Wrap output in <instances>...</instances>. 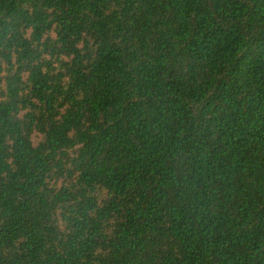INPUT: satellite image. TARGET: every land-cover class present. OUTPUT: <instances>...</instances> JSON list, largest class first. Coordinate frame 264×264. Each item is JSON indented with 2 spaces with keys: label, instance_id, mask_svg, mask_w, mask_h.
I'll use <instances>...</instances> for the list:
<instances>
[{
  "label": "trees",
  "instance_id": "obj_1",
  "mask_svg": "<svg viewBox=\"0 0 264 264\" xmlns=\"http://www.w3.org/2000/svg\"><path fill=\"white\" fill-rule=\"evenodd\" d=\"M0 264H264V0H0Z\"/></svg>",
  "mask_w": 264,
  "mask_h": 264
}]
</instances>
